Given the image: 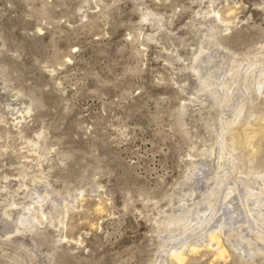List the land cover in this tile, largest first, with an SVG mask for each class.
Listing matches in <instances>:
<instances>
[{
    "label": "rangeland",
    "instance_id": "374dc122",
    "mask_svg": "<svg viewBox=\"0 0 264 264\" xmlns=\"http://www.w3.org/2000/svg\"><path fill=\"white\" fill-rule=\"evenodd\" d=\"M262 238L264 0H0V264H264Z\"/></svg>",
    "mask_w": 264,
    "mask_h": 264
},
{
    "label": "bare ground",
    "instance_id": "6f19581e",
    "mask_svg": "<svg viewBox=\"0 0 264 264\" xmlns=\"http://www.w3.org/2000/svg\"><path fill=\"white\" fill-rule=\"evenodd\" d=\"M243 134V133H242ZM249 135V134H248ZM245 136V135H244ZM253 135L251 134L250 135V137H249V139L248 140H250V138L252 137ZM247 140V139H246ZM198 223V222H197ZM217 235H214V234H212L211 235V239H212V241L215 243V244H219L218 243V240H217ZM263 240H264V238H262ZM219 249V248H218ZM197 250V248H196V246H192L191 248H190V251H192V252H194V251H196ZM220 250V249H219ZM222 251H223V249H222ZM220 252V251H219ZM219 254V253H218ZM221 254V253H220ZM173 257H174V260H176L178 263H182L183 261H184V254L182 253V252H180V251H176V252H174L173 253Z\"/></svg>",
    "mask_w": 264,
    "mask_h": 264
}]
</instances>
